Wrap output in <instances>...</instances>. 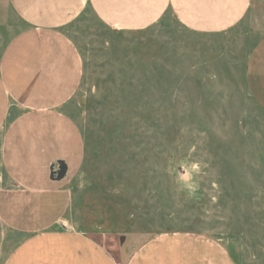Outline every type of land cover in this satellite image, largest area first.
Instances as JSON below:
<instances>
[{
  "label": "rangeland",
  "instance_id": "rangeland-1",
  "mask_svg": "<svg viewBox=\"0 0 264 264\" xmlns=\"http://www.w3.org/2000/svg\"><path fill=\"white\" fill-rule=\"evenodd\" d=\"M24 28L0 0V55ZM63 31L82 59L63 110L85 153L65 180L61 224L120 263L131 245L191 231L223 243L237 264H264V110L244 86L264 0L220 33L189 30L169 12L148 28L115 30L90 9ZM4 176L0 161V187Z\"/></svg>",
  "mask_w": 264,
  "mask_h": 264
},
{
  "label": "crops",
  "instance_id": "crops-1",
  "mask_svg": "<svg viewBox=\"0 0 264 264\" xmlns=\"http://www.w3.org/2000/svg\"><path fill=\"white\" fill-rule=\"evenodd\" d=\"M7 1L25 28L0 55V264H237L223 243L191 231L131 245L120 263L61 224L70 203L65 180L85 153L63 110L82 78L81 55L63 27L90 9L109 28L137 31L169 12L189 30L220 33L240 22L250 0ZM244 86L264 110V36L246 58Z\"/></svg>",
  "mask_w": 264,
  "mask_h": 264
},
{
  "label": "water",
  "instance_id": "water-1",
  "mask_svg": "<svg viewBox=\"0 0 264 264\" xmlns=\"http://www.w3.org/2000/svg\"><path fill=\"white\" fill-rule=\"evenodd\" d=\"M124 239H125V237L124 236H121L120 237V242L123 243L124 242Z\"/></svg>",
  "mask_w": 264,
  "mask_h": 264
}]
</instances>
